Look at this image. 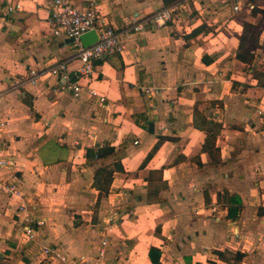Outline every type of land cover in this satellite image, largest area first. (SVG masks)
Here are the masks:
<instances>
[{"label":"crops","instance_id":"crops-1","mask_svg":"<svg viewBox=\"0 0 264 264\" xmlns=\"http://www.w3.org/2000/svg\"><path fill=\"white\" fill-rule=\"evenodd\" d=\"M51 1L0 0L6 155L28 208L44 220L34 225V240L21 243L18 199L0 192V264H66L47 257L45 244L69 264H84L79 257H95L105 236L108 264H154L150 246L161 264H264V87L235 57L242 22H258L262 70L264 0H237L238 12L234 0H67L94 3L99 18L123 32L124 51L96 61L81 79L103 101L55 91V76L8 89L30 67L64 58L70 69L78 64L74 43L51 34ZM15 2L20 7L8 10ZM249 2L256 13L243 7ZM172 3L167 24L122 31ZM201 23L204 29L191 34ZM195 102L221 123L217 163L201 150L205 131L194 125ZM49 140L65 152L43 158L38 151ZM103 144L114 150L98 157L94 148ZM103 164L117 166L106 192L93 185ZM227 194L239 198L235 217L227 214ZM236 251L244 253L240 259Z\"/></svg>","mask_w":264,"mask_h":264},{"label":"built area","instance_id":"built-area-1","mask_svg":"<svg viewBox=\"0 0 264 264\" xmlns=\"http://www.w3.org/2000/svg\"><path fill=\"white\" fill-rule=\"evenodd\" d=\"M182 1V0H181ZM250 3V2H249ZM244 4V8L249 10L252 6ZM174 4L164 5L153 11L149 16L142 20H132L131 29L128 31L123 29L127 35L134 31H139L144 27V22H150L153 26H161L167 24L173 19ZM20 7V2H15L8 5V10ZM242 6L237 0H234L233 11L238 12ZM48 20L51 26V34L53 36H61L71 40L76 46L74 57L78 64L75 68L68 67V59H60L50 65L40 68L30 67L28 74L24 77L14 78L9 88H17L25 82L35 84L40 79L46 76H55L57 81L53 89L60 91H69L74 96H80L85 92L89 98L98 97L100 101L104 100V95L99 94L90 82H82L81 79L85 76H91L96 61L105 58V56L113 53H122L124 51V40L121 37L120 30L113 28L104 18H99L96 5L91 3L85 7H77L72 5L67 0H52ZM95 30L98 34V39L87 46L80 43V35L88 30ZM146 93L150 92L149 88H145ZM1 93V92H0ZM259 113L262 111L259 109ZM8 120L0 115V192H5L18 199L16 206V224L20 232V241L25 244L34 240L35 226L44 222L43 219L35 217L28 208L23 190L19 185V177L16 174L15 161L6 155V127ZM136 142V140L134 141ZM264 194V186H262ZM264 203V196L263 201ZM108 238L105 236L100 240L95 257H85L81 255L79 259L84 264H108L103 261V256L106 252ZM43 253L48 256H53L60 261L68 263L66 254H62L57 247L45 244ZM73 262L78 261L72 258Z\"/></svg>","mask_w":264,"mask_h":264},{"label":"trees","instance_id":"trees-1","mask_svg":"<svg viewBox=\"0 0 264 264\" xmlns=\"http://www.w3.org/2000/svg\"><path fill=\"white\" fill-rule=\"evenodd\" d=\"M170 1V0H167ZM251 13H256L257 8L255 4L250 8ZM204 29V24L194 27L191 31V34L197 33ZM259 34H260V24L258 22H252L249 20H244L242 22V28L239 33L238 43L235 50V57L244 62L248 69H252L253 74L257 77V84L264 87V61L260 63L262 66V70H256L259 65L258 59L256 58V48L259 44ZM234 80L232 84H235ZM245 86V85H244ZM200 102H195L193 104V117H194V125L203 129L205 131L204 141L201 145V150L208 153L213 163H217L219 161V146L216 144V137L221 127V123L219 121L208 118L204 111L199 108L198 104ZM114 148L112 146H107V144H103L101 146H96L94 148V152L98 157L107 156ZM151 154L149 152L146 158ZM115 167H110L108 164H103L99 166L95 173L93 179V185L96 186L99 191H107L108 183L111 179L112 172L115 170ZM204 197L207 202H209V197L204 190ZM228 202V211L227 214L229 216L235 217L237 215V209L239 207L240 201L239 198L235 194H227L226 195ZM264 208V206H263ZM260 209V208H259ZM261 213V210L259 211ZM153 250H156L154 246L149 247V257L154 264H161L159 261V256L151 255ZM218 253H222L220 250H217ZM244 253L240 251H236L235 255L240 259Z\"/></svg>","mask_w":264,"mask_h":264},{"label":"rangeland","instance_id":"rangeland-1","mask_svg":"<svg viewBox=\"0 0 264 264\" xmlns=\"http://www.w3.org/2000/svg\"><path fill=\"white\" fill-rule=\"evenodd\" d=\"M43 151H38L43 158H51L54 154L59 155L65 152V149L58 145L55 141L49 140L47 144L42 147ZM43 251V249H42Z\"/></svg>","mask_w":264,"mask_h":264},{"label":"water","instance_id":"water-1","mask_svg":"<svg viewBox=\"0 0 264 264\" xmlns=\"http://www.w3.org/2000/svg\"><path fill=\"white\" fill-rule=\"evenodd\" d=\"M249 6H252V3H249ZM79 39L82 45L87 46L94 43L98 39V34L95 30L91 29L82 33Z\"/></svg>","mask_w":264,"mask_h":264}]
</instances>
